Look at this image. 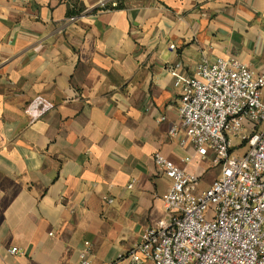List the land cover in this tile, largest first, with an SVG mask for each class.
Returning a JSON list of instances; mask_svg holds the SVG:
<instances>
[{"label":"crops","instance_id":"0c3cea01","mask_svg":"<svg viewBox=\"0 0 264 264\" xmlns=\"http://www.w3.org/2000/svg\"><path fill=\"white\" fill-rule=\"evenodd\" d=\"M100 1L0 0V264H77L87 243L117 263L166 216L157 153L202 189L220 175L171 132V70L264 73V0Z\"/></svg>","mask_w":264,"mask_h":264},{"label":"built area","instance_id":"2783aa9c","mask_svg":"<svg viewBox=\"0 0 264 264\" xmlns=\"http://www.w3.org/2000/svg\"><path fill=\"white\" fill-rule=\"evenodd\" d=\"M115 7L111 0L98 5ZM171 73L181 92L180 125L171 132L184 133L183 143L211 158L220 175L202 189L199 174L157 153L173 180L164 196L166 216L111 264H264V73L236 58L205 61L194 74ZM34 104L30 113L46 112ZM236 148L244 153L236 155ZM91 253L87 243L77 264H91Z\"/></svg>","mask_w":264,"mask_h":264},{"label":"rangeland","instance_id":"374dc122","mask_svg":"<svg viewBox=\"0 0 264 264\" xmlns=\"http://www.w3.org/2000/svg\"><path fill=\"white\" fill-rule=\"evenodd\" d=\"M242 153H244V149H241V148H236L235 149V154L236 155H241Z\"/></svg>","mask_w":264,"mask_h":264}]
</instances>
